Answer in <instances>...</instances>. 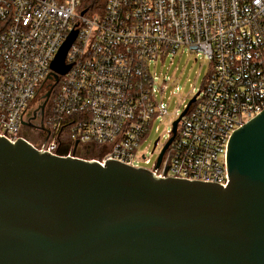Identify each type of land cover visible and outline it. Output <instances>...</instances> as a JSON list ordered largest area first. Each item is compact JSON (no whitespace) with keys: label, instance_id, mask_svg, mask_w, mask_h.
Returning <instances> with one entry per match:
<instances>
[{"label":"built area","instance_id":"built-area-1","mask_svg":"<svg viewBox=\"0 0 264 264\" xmlns=\"http://www.w3.org/2000/svg\"><path fill=\"white\" fill-rule=\"evenodd\" d=\"M73 30L70 69L48 79ZM184 48L206 56L211 70L174 120L157 166L139 154L168 113L151 65ZM50 90L41 138L31 111ZM263 109L264 0H108L103 13L85 11L81 0H0V136L11 142L51 154L69 145L68 156L226 186L229 139Z\"/></svg>","mask_w":264,"mask_h":264},{"label":"water","instance_id":"water-1","mask_svg":"<svg viewBox=\"0 0 264 264\" xmlns=\"http://www.w3.org/2000/svg\"><path fill=\"white\" fill-rule=\"evenodd\" d=\"M76 37L48 79L68 72ZM69 150L0 136V264H264V109L229 139L226 186Z\"/></svg>","mask_w":264,"mask_h":264},{"label":"rangeland","instance_id":"rangeland-1","mask_svg":"<svg viewBox=\"0 0 264 264\" xmlns=\"http://www.w3.org/2000/svg\"><path fill=\"white\" fill-rule=\"evenodd\" d=\"M211 70V64L204 55H197L188 48L180 50L174 57L168 56L164 61L159 60L151 65L154 80V91L159 101H162L167 108V114L157 119L151 129L146 141L139 148V154L146 153L154 163L162 147L169 138L172 123L178 114L184 110L196 93L202 88L206 77ZM42 138L43 132L35 130ZM37 140V139H36ZM156 151L155 143L158 141ZM141 162L140 165L151 167Z\"/></svg>","mask_w":264,"mask_h":264},{"label":"flooded vegetation","instance_id":"flooded-vegetation-1","mask_svg":"<svg viewBox=\"0 0 264 264\" xmlns=\"http://www.w3.org/2000/svg\"><path fill=\"white\" fill-rule=\"evenodd\" d=\"M49 97L44 96L43 94H38L35 103L37 102L38 106L36 107V109H34L32 112V121H31V125L34 127V131L38 130V128L40 127V122L42 118L46 112V110L48 109L49 106ZM41 105H43V108L41 107ZM32 134V133H31ZM30 135V134H29ZM32 140H36L37 136L36 135H30Z\"/></svg>","mask_w":264,"mask_h":264},{"label":"trees","instance_id":"trees-1","mask_svg":"<svg viewBox=\"0 0 264 264\" xmlns=\"http://www.w3.org/2000/svg\"><path fill=\"white\" fill-rule=\"evenodd\" d=\"M107 1L108 0H81V6L85 11L89 13H103Z\"/></svg>","mask_w":264,"mask_h":264},{"label":"bare ground","instance_id":"bare-ground-1","mask_svg":"<svg viewBox=\"0 0 264 264\" xmlns=\"http://www.w3.org/2000/svg\"><path fill=\"white\" fill-rule=\"evenodd\" d=\"M174 123V122H173ZM173 123H172V126H173Z\"/></svg>","mask_w":264,"mask_h":264}]
</instances>
